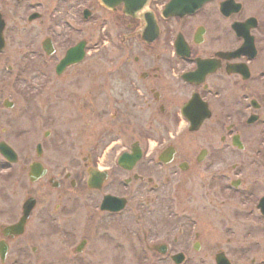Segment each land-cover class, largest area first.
Listing matches in <instances>:
<instances>
[{
    "label": "flooded vegetation",
    "instance_id": "obj_1",
    "mask_svg": "<svg viewBox=\"0 0 264 264\" xmlns=\"http://www.w3.org/2000/svg\"><path fill=\"white\" fill-rule=\"evenodd\" d=\"M170 1L0 0V264H264V0Z\"/></svg>",
    "mask_w": 264,
    "mask_h": 264
},
{
    "label": "rangeland",
    "instance_id": "obj_2",
    "mask_svg": "<svg viewBox=\"0 0 264 264\" xmlns=\"http://www.w3.org/2000/svg\"><path fill=\"white\" fill-rule=\"evenodd\" d=\"M21 43V42H20ZM111 46H106L105 48L106 49H108L109 50V48H110ZM13 50H15V48H13L12 49V51ZM91 57V56H90ZM89 63H92V60L90 59V62ZM57 198V197H56ZM55 200H57V199H55ZM42 206H40V208L38 209V211L36 212V214H35V217H34V219H33V224H35V225H38L39 224V222H40V217L42 218V216L44 215L43 213H41L42 212ZM74 217H72V219H68L66 222H64V223H60L61 225H65V226H68L69 227V229H73V234H72V238H71V244H69V245H63V244H59V245H56V246H58V247H60L61 249H67L69 246H71L72 244H74V243H77L78 241H79V239L81 238V236H83L84 235V231L85 230H87L88 229V226H90V224H91V217H90V212H88V211H84L83 213H80V214H78V216L76 217V218H74ZM134 218L132 217L130 220H133ZM245 219V220H244ZM246 219H249V221L247 222V220ZM230 220H234V222L236 223V228L239 230V232H243V230H245V229H247L248 227L252 230V236H250V243H255L256 241H258L259 239H261L262 237H263V233L260 231V229H261V227H260V225L258 224V222L256 223V221L257 220H255L254 219V221H250L251 219L250 218H240V219H238V220H236V218L235 217H232ZM126 221V220H125ZM125 221H124V219H121V224L122 225H125ZM90 223V224H89ZM227 224V223H226ZM225 224V225H226ZM57 225L59 226V224L57 223ZM201 225H203V223L201 224ZM207 225V224H206ZM224 225V224H223ZM223 225L222 226H220V228H219V230L218 231H216L217 233L215 234L216 235V237H218V238H221V239H226V237H227V235H223V233H222V228H223ZM91 226H92V224H91ZM246 226H247V228H246ZM70 227H72V228H70ZM258 227V228H257ZM260 228V229H259ZM67 231V230H66ZM205 234V238H206V240H208V233H204ZM57 237V236H56ZM59 237V236H58ZM80 237V238H79ZM56 241H59L60 242V240H57V239H54V242H56ZM122 241H125V239H122ZM49 242H51V240H46V241H43V242H41V244H44V246H47V244L49 243ZM34 243L32 242V243H28L27 245H33ZM38 244V243H37ZM126 244L129 246V245H132V243H130V240H129V243L128 242H126ZM49 245L50 246H53V245H51L50 243H49ZM63 246H66L65 248H63ZM128 246H126V247H128ZM130 249H131V256L129 255V252H128V250H127V248L125 249V250H127V251H125L126 253H128V255H129V257L130 258H132L133 259V256H134V251L132 250V248H131V246H130ZM42 253H40V255H41ZM123 254H124V252H123ZM123 254H121V259L122 258H124V257H127V255L126 256H124ZM35 257H38L39 256V253H37V254H35L34 255ZM33 256V257H34ZM32 257V258H33ZM31 258V259H32ZM30 259V260H31ZM36 259V258H35ZM34 259V260H35ZM33 260V261H34ZM129 262H131V261H129ZM133 262V261H132ZM30 264H31V261H30ZM109 264H111V263H109ZM119 264H122V263H119ZM124 264V263H123Z\"/></svg>",
    "mask_w": 264,
    "mask_h": 264
},
{
    "label": "water",
    "instance_id": "obj_3",
    "mask_svg": "<svg viewBox=\"0 0 264 264\" xmlns=\"http://www.w3.org/2000/svg\"><path fill=\"white\" fill-rule=\"evenodd\" d=\"M103 1L107 5H111V3L125 2L126 8L128 9L127 11H130L131 9L134 10V8L136 10L142 9L143 6L148 4L150 0H103ZM198 2L199 1H197V0H193V1L188 0V4H186V2L183 0H172L171 3L169 4V8L172 12L181 13V12L188 10L189 8H192ZM33 202H34V200H30L29 203L32 204ZM29 203H27V204H29ZM28 209H29V207H28ZM29 212H30V209L29 210L26 209V213H25V216L22 220L21 226H23V224L26 222V219L29 216Z\"/></svg>",
    "mask_w": 264,
    "mask_h": 264
}]
</instances>
